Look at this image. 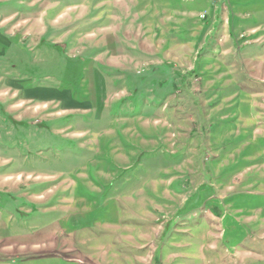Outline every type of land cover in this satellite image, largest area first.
Here are the masks:
<instances>
[{
  "label": "rangeland",
  "instance_id": "1",
  "mask_svg": "<svg viewBox=\"0 0 264 264\" xmlns=\"http://www.w3.org/2000/svg\"><path fill=\"white\" fill-rule=\"evenodd\" d=\"M0 264H264V0H0Z\"/></svg>",
  "mask_w": 264,
  "mask_h": 264
},
{
  "label": "crops",
  "instance_id": "2",
  "mask_svg": "<svg viewBox=\"0 0 264 264\" xmlns=\"http://www.w3.org/2000/svg\"><path fill=\"white\" fill-rule=\"evenodd\" d=\"M10 86L12 87V89L15 88L14 91L18 89V87H17L16 85H12V84H10ZM13 87H14V88H13Z\"/></svg>",
  "mask_w": 264,
  "mask_h": 264
}]
</instances>
